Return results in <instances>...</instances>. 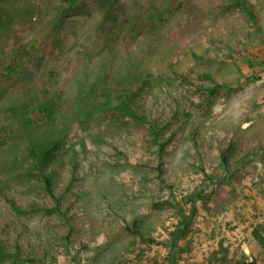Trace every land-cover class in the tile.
<instances>
[{"label":"rangeland","instance_id":"obj_1","mask_svg":"<svg viewBox=\"0 0 264 264\" xmlns=\"http://www.w3.org/2000/svg\"><path fill=\"white\" fill-rule=\"evenodd\" d=\"M0 264H264V0H0Z\"/></svg>","mask_w":264,"mask_h":264},{"label":"trees","instance_id":"obj_2","mask_svg":"<svg viewBox=\"0 0 264 264\" xmlns=\"http://www.w3.org/2000/svg\"><path fill=\"white\" fill-rule=\"evenodd\" d=\"M27 152L29 157L34 161V163H36L37 166H39L40 173L43 174L42 176L44 178L46 189L51 192V180L48 177H46V175L44 174L43 163H44L45 153H40L34 147H28ZM31 260L36 261L35 259H31Z\"/></svg>","mask_w":264,"mask_h":264}]
</instances>
